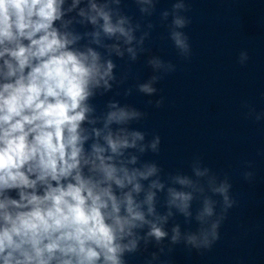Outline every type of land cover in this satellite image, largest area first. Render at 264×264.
<instances>
[{
	"label": "clouds",
	"instance_id": "clouds-1",
	"mask_svg": "<svg viewBox=\"0 0 264 264\" xmlns=\"http://www.w3.org/2000/svg\"><path fill=\"white\" fill-rule=\"evenodd\" d=\"M132 3L138 17L125 0H0V264H127L149 245L157 251L145 264H165L160 257L176 245L210 250L237 206L229 175L200 156L191 174L143 159L160 153L161 137L132 127L147 112L114 97L145 54L152 74L133 77L125 97L155 96L177 66L146 47L159 0ZM190 10L175 0L160 13L161 21L171 16L160 38L182 60L193 54L184 31L191 18L181 15ZM117 59L127 65L119 74ZM249 59L242 50L237 62ZM108 93L98 108L93 101ZM242 107L245 119L264 120L254 105Z\"/></svg>",
	"mask_w": 264,
	"mask_h": 264
}]
</instances>
